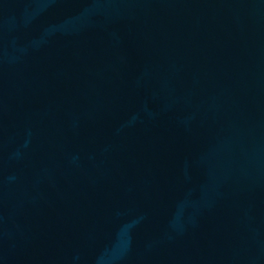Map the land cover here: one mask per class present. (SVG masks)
Here are the masks:
<instances>
[{"label":"water","instance_id":"obj_1","mask_svg":"<svg viewBox=\"0 0 264 264\" xmlns=\"http://www.w3.org/2000/svg\"><path fill=\"white\" fill-rule=\"evenodd\" d=\"M0 264H264V0H0Z\"/></svg>","mask_w":264,"mask_h":264}]
</instances>
